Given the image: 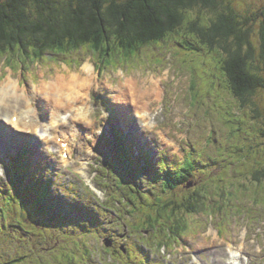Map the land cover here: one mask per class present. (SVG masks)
I'll use <instances>...</instances> for the list:
<instances>
[{"label": "rangeland", "instance_id": "rangeland-1", "mask_svg": "<svg viewBox=\"0 0 264 264\" xmlns=\"http://www.w3.org/2000/svg\"><path fill=\"white\" fill-rule=\"evenodd\" d=\"M220 2L217 13L199 5L188 12V16L191 20L200 19L206 26L211 25L220 13L229 14L227 13L229 8L233 10L232 13L237 19L244 23L250 18L248 25L243 24L245 29H249L253 47V56L249 63L255 72L264 77L262 57L264 0H220ZM180 38V36L172 37L167 42L155 43L145 48L140 55L123 57L119 55V58L114 59L115 66L118 65L116 69L105 67V61L99 57L103 52H97L95 55L86 47L81 49L85 52L78 51L77 56L82 57L84 63L89 62L93 66L94 74L93 85L86 84L87 89L78 85L76 91L82 100L78 104L82 108L80 112L82 118L78 117V121L72 124L81 131L80 141L74 144L73 157L77 163L64 166L59 146L56 145V152L51 154L40 138L37 141L41 148L37 147L32 139L31 142L21 145L16 142L8 150L3 149V145L0 144V158L3 159L7 172V176L0 180V186L10 189L14 179L17 180L18 185L30 183L31 175L24 177L23 170L27 173L29 171L31 174L35 173L36 180L45 170L49 171L50 183L54 188V191L52 188L53 198H58L56 200L58 205L54 208L67 227L84 224V211L89 205L87 202L89 199H93L94 210L98 212L103 210L108 197H113L112 189L107 191L100 186L102 182L116 186L113 172L111 171L108 176L107 172L97 171V168L106 167L107 162H111L108 166H113L120 174L122 173L119 151L121 143L117 136L120 128L125 127V138L138 148L151 149L152 157H156L157 151L166 152L168 156L175 157L174 161L181 162V156L185 151L198 148L203 161L215 163L214 169L209 167L203 174L196 173L201 175L197 179L198 187L207 183L199 188L207 189L203 193L211 197L208 199L210 206L205 212L188 218L189 229L174 246L168 245L166 249L165 247L157 249L154 243L148 245L149 235L128 226L131 214L128 215L125 211L119 218V215L114 213L108 215V219L105 220L106 225H100L99 234L88 237L87 245L90 250L92 249L94 256L80 251L78 256L81 264H136L134 259L132 262L129 260L127 254L109 253L104 243V239L109 234L117 238V249L121 246L128 248L133 244L142 248V245L149 253L150 261L145 264H224L229 259L220 258L221 256L217 258L215 248L222 246L226 251L225 247L229 243L231 244L227 248L232 252L243 250L247 243L251 244L250 251L256 256L254 257L250 251L244 252L242 262L264 264V253H259L264 250V178L261 175V180L257 181L253 176L257 170H264V88L258 89L250 96L247 104L243 105L242 100L233 94L228 77L222 70L221 60L226 57L223 50L219 48L211 50L209 47L197 44L201 46L199 52H188L187 49L180 47ZM48 58L47 61L42 59L40 64L35 63L30 73L25 69L8 66L6 58H0V83H5L9 77L14 83L20 81L28 96H36V92L40 91L45 83L49 86L60 79L67 84L65 88L70 86L67 81L70 84H77L75 78L83 73V66H68L62 57L58 61H53L49 56ZM147 77L155 82V90L154 92L151 90V95L145 98L141 88L136 87H142L143 79ZM159 81L163 83L165 92L158 90ZM145 89L147 90L146 87ZM23 92L25 93L24 90ZM23 92L20 91V98L23 97ZM95 93L100 94L98 106H96ZM123 95L129 97L130 100L128 98L127 100L131 106L123 99ZM159 95L163 97L159 98ZM42 100L35 98L37 106ZM143 105L150 109V116L131 120L130 113L135 109L142 110ZM126 106L129 111L122 110ZM121 111H125L129 118L120 115ZM40 119L49 124L51 114H42ZM131 129L134 130L129 133ZM24 135L28 134L24 133ZM17 137L20 140L29 139L27 136ZM169 141L175 143L176 147H182L179 154L175 153L176 149L169 145ZM88 145L93 147L92 153L86 157L90 164L80 172L81 163L84 162V157L90 149ZM24 148L27 150L25 155L27 161L24 156L18 155ZM131 152L134 154L132 146L129 147V154ZM41 156H44L45 160L40 158ZM135 158L138 164V157ZM158 159L160 160L161 156ZM83 179L91 185L87 187ZM31 184L33 185L30 189L31 193H43L36 183L31 182ZM40 184L42 188L47 187L45 180ZM241 185L245 187L242 188ZM155 186L156 191L159 190L156 183ZM197 186L184 190L181 188L178 192L194 193ZM230 191L233 193L230 194ZM222 192L223 201L220 200ZM221 202L226 208L228 207L225 212L218 207ZM43 205L46 206L45 203ZM30 206L32 205L28 204V207ZM232 207L235 208L232 210ZM52 213L56 215L55 212ZM5 216L8 217V214ZM113 220L114 222H111ZM36 222L34 221L32 228V225L25 222V218L18 214L13 220L9 218L0 223V256L3 253L0 262H7L10 259L9 255L16 257V252L19 251L16 250L15 242L28 241L27 230L32 229V236L37 237L36 234L41 231ZM221 222H223L222 228H220ZM94 227L91 223L88 226V228ZM49 229L51 227L47 232ZM219 229L223 233H219ZM79 232L81 234V231ZM12 238L14 242L10 241ZM54 242L55 237L44 247H37L34 244L25 248L24 244H21L19 248L34 250L36 247V252L44 250V254L50 257L48 251L56 247ZM62 243L65 250L59 251L53 258L40 262L34 257L26 256L25 262L15 264H31L30 262L73 264L67 257H63L64 261L54 260L60 254L68 255L70 243H65L63 239ZM61 249L63 248H58ZM129 256L135 257V252Z\"/></svg>", "mask_w": 264, "mask_h": 264}, {"label": "trees", "instance_id": "trees-1", "mask_svg": "<svg viewBox=\"0 0 264 264\" xmlns=\"http://www.w3.org/2000/svg\"><path fill=\"white\" fill-rule=\"evenodd\" d=\"M220 4V0H0V58H6V63L13 67L42 59L47 61L50 55L74 61L78 51L86 47L95 54L103 52L99 55L102 61L116 63L114 59L119 55H140L155 43L180 36V47L188 52H199L201 46L223 50L226 57L221 60L222 70L228 77L233 94L246 105L251 95L264 88V77L249 63L253 47L249 29H245L243 24L248 25L250 18L244 23L229 8V14L220 13L211 25L206 26L200 19L191 20L188 16V12L199 5L217 13ZM262 57L264 60V47ZM196 163L194 160L179 178H175L183 181L184 186L176 182L169 188L184 190L189 185L197 186ZM261 175L264 178V170H257L253 176L260 181ZM130 177L132 179L134 175ZM121 184L125 186L124 182ZM199 187L194 193L178 192L175 198L166 201L163 197L144 198L133 186H130L131 191L127 188L128 193L123 191V194L128 196L135 213L141 215L142 208L146 207L142 227L166 229L167 235L162 241L167 243L171 237L184 235L189 229L188 218L201 214L208 205L209 196L203 193L207 189ZM15 197L9 196L7 204L13 203ZM38 199H42L39 194ZM24 209L25 203L22 211ZM22 211H19L21 216ZM52 212L50 214L49 211V219L60 223L58 214L55 216ZM88 219H93L92 214H88ZM93 221L97 223L98 220ZM162 221L165 225L159 229ZM73 246L80 251L88 245L86 241L75 239ZM86 251L90 252L88 248ZM129 253L132 254L130 249ZM33 254L24 251L17 253L16 258L9 255L10 259L0 264L23 263L27 257H34L37 261ZM75 257L70 256L69 259L75 263Z\"/></svg>", "mask_w": 264, "mask_h": 264}, {"label": "bare ground", "instance_id": "bare-ground-1", "mask_svg": "<svg viewBox=\"0 0 264 264\" xmlns=\"http://www.w3.org/2000/svg\"><path fill=\"white\" fill-rule=\"evenodd\" d=\"M83 73L77 76L76 82L77 84H70L68 81L67 83L70 85L68 88H65L67 85L64 80H58L55 82H52L49 86L45 83L43 86H41V90L36 92V96L27 95L26 90L21 86L20 82L14 83L12 79L9 77L5 83H0V135H1V141L3 142V147L5 150H8L13 144H16L17 140H14L10 138L12 134L13 136L22 135V131L14 129L12 125L15 126V128H18V125L13 124L11 122V116H10V122L5 123L6 117L9 116L10 112L17 109H22L24 111L25 118L23 120H27L28 123L25 127L26 134H29V137L35 141L36 137L39 135L42 137H49L52 138L50 141L56 140L58 135L54 136L53 128L49 129L46 124L41 123L38 119V115L42 114H51L53 121L52 124H54L55 119L61 117V111L62 109L69 103L71 105L72 103H77L79 101H82L78 94L77 89L78 85L80 88L87 89L86 84L93 85L92 79H93V73L94 68L89 64V62L85 63V65L82 67ZM60 78V77H59ZM82 79V81H81ZM161 82V81H159ZM160 84V83H159ZM157 84V87L159 86ZM161 85V84H160ZM147 88V90L145 89ZM137 89L141 88V91L143 92L142 95L146 98L151 95V90H155V82L151 81L149 77L143 79V86L142 87H136ZM164 89V87H163ZM23 90L22 96L20 98V91ZM165 92V90H164ZM26 96V97H24ZM163 97V95H159ZM123 99L126 100V102L131 106V103L128 102L127 98L129 97L127 95H123ZM33 98H39L43 99L38 108L37 105L34 103ZM62 100H65L62 102ZM130 100V99H129ZM27 102L24 105V102ZM81 109V108H80ZM143 111H134L135 113H130V119H135V116L137 114H141V117L145 118L148 116V112L146 110L148 109L147 106L143 105ZM127 110V106L125 109ZM132 110V109H131ZM129 111V110H127ZM123 115L125 118H127V113L125 111H121L120 115ZM135 114V116H134ZM73 116L70 117L72 119ZM129 118V116H128ZM136 120V119H135ZM128 121V120H127ZM58 125H61L60 127H63L65 123L62 121L57 120ZM128 123H130L128 121ZM4 126V127H2ZM64 134H67V131L64 132ZM76 134L72 133L71 137H69L72 145L75 140ZM16 138V137H14ZM36 145L39 146V144L35 141ZM74 147L72 148L73 151ZM71 151V152H72ZM251 244L247 243V245L244 246L243 251L246 253L250 251ZM226 248V247H225ZM216 257L219 258H228L232 261V264H245L244 262H237V259L239 257H236L237 254H234L226 248V251L222 249V246H219L217 248ZM253 256L255 257L256 254H254L252 251H250ZM259 253H264V250H261ZM233 259V260H232ZM243 261V260H242Z\"/></svg>", "mask_w": 264, "mask_h": 264}]
</instances>
